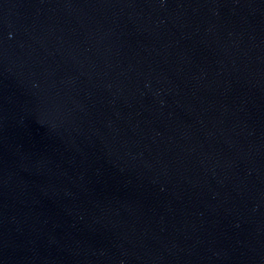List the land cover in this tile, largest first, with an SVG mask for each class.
<instances>
[{
    "label": "water",
    "instance_id": "1",
    "mask_svg": "<svg viewBox=\"0 0 264 264\" xmlns=\"http://www.w3.org/2000/svg\"><path fill=\"white\" fill-rule=\"evenodd\" d=\"M0 264H264V0H0Z\"/></svg>",
    "mask_w": 264,
    "mask_h": 264
}]
</instances>
